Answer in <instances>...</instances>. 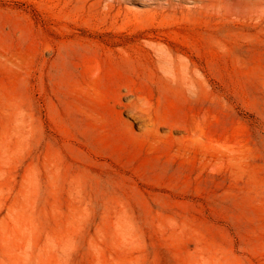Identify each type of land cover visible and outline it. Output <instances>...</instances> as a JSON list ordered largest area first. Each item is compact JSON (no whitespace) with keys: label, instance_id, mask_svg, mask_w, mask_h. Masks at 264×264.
I'll return each mask as SVG.
<instances>
[{"label":"rangeland","instance_id":"obj_1","mask_svg":"<svg viewBox=\"0 0 264 264\" xmlns=\"http://www.w3.org/2000/svg\"><path fill=\"white\" fill-rule=\"evenodd\" d=\"M0 264H264V0H0Z\"/></svg>","mask_w":264,"mask_h":264},{"label":"bare ground","instance_id":"obj_2","mask_svg":"<svg viewBox=\"0 0 264 264\" xmlns=\"http://www.w3.org/2000/svg\"><path fill=\"white\" fill-rule=\"evenodd\" d=\"M160 55V54H159Z\"/></svg>","mask_w":264,"mask_h":264}]
</instances>
